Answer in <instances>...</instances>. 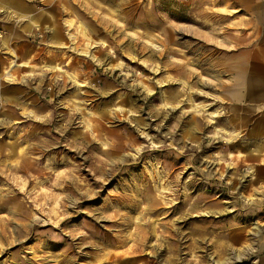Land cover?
I'll use <instances>...</instances> for the list:
<instances>
[{
	"label": "rangeland",
	"instance_id": "1",
	"mask_svg": "<svg viewBox=\"0 0 264 264\" xmlns=\"http://www.w3.org/2000/svg\"><path fill=\"white\" fill-rule=\"evenodd\" d=\"M54 1L0 0V264H264L251 10Z\"/></svg>",
	"mask_w": 264,
	"mask_h": 264
},
{
	"label": "crops",
	"instance_id": "2",
	"mask_svg": "<svg viewBox=\"0 0 264 264\" xmlns=\"http://www.w3.org/2000/svg\"><path fill=\"white\" fill-rule=\"evenodd\" d=\"M8 1L15 3L14 0ZM231 3L250 9L253 14L251 21L254 22L252 39L245 51L246 57L241 61L240 73L232 93L238 97L241 91L242 101L254 105L262 112L261 118H264V0H231ZM261 129L259 131L264 135V128ZM253 141L254 145L247 148L259 155L264 149V142L260 138Z\"/></svg>",
	"mask_w": 264,
	"mask_h": 264
},
{
	"label": "bare ground",
	"instance_id": "3",
	"mask_svg": "<svg viewBox=\"0 0 264 264\" xmlns=\"http://www.w3.org/2000/svg\"><path fill=\"white\" fill-rule=\"evenodd\" d=\"M86 1H88V0H86ZM48 5H50V7H52L53 9H56V10H59L60 9V7H62V8H64L65 9V5L64 4H62L61 3V0H56V1H54V2H49L48 3ZM18 8H21V7H18ZM28 10V9H27ZM16 13H18V12H16ZM70 14V16L71 15H73V12H70L69 13ZM21 15V14H20ZM19 15V16H20ZM70 16H67L66 18H65V20H64V24L67 26V28H72V27H74V25L76 24V30H77V32L78 33H81L82 35H84V36H86V37H88L87 36V33H86V31H85V29H84V27L82 26V23H81V21H79V22H76L74 19H72ZM28 19H29V17H28ZM52 21H50L49 20V22L50 23H53L54 21H55V18H53L52 17ZM29 24H31V23H29ZM33 24H36V23H33ZM32 24V25H33ZM36 25H38V24H36ZM58 32L57 31H53L52 32V37H53V39H55L58 43H60L61 42V36H60V34H57ZM68 35H69V37L71 38V39H73V38H75V33H73V32H71L70 30H68ZM102 42H104L103 40H102ZM87 46H88V44H87ZM11 53H12V50H9ZM14 51V50H13ZM87 51L86 50H83V53H86ZM92 57L93 58H95V60H97L98 62H100L101 61V59L99 58V56H97V55H92ZM12 62H10V64H11ZM22 63L23 64H30V62H28V57H26L23 61H22ZM6 74H7V77L8 78H11V75H12V73L10 72H6ZM209 113V116H210V119L211 120H213L214 119V115L217 113V108L216 109H212L210 112H208ZM22 150V149H21ZM22 151H25V150H22Z\"/></svg>",
	"mask_w": 264,
	"mask_h": 264
}]
</instances>
